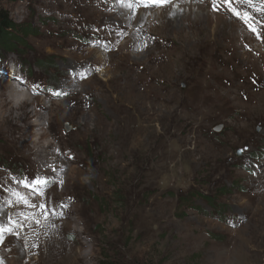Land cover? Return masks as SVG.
<instances>
[{
	"label": "rangeland",
	"instance_id": "1",
	"mask_svg": "<svg viewBox=\"0 0 264 264\" xmlns=\"http://www.w3.org/2000/svg\"><path fill=\"white\" fill-rule=\"evenodd\" d=\"M179 1L177 16L175 0H0L29 29L8 30L0 85L48 106L33 112L65 163L61 185L0 134V264H264V118L223 96L243 82L264 98L243 42L262 48L264 24ZM33 176L56 183L33 194L18 183Z\"/></svg>",
	"mask_w": 264,
	"mask_h": 264
},
{
	"label": "bare ground",
	"instance_id": "2",
	"mask_svg": "<svg viewBox=\"0 0 264 264\" xmlns=\"http://www.w3.org/2000/svg\"><path fill=\"white\" fill-rule=\"evenodd\" d=\"M169 2H170V0H169ZM175 2L177 3V8L174 9V14L179 15L182 12L181 2L179 0H175ZM92 5H93V8L96 10H98L97 8H101L99 5H96V4L95 5L92 4ZM253 5H254V7H246L245 5H242V6H244V9H250L251 8V10H248V11L251 14L257 15L259 17L260 21L264 24V7L259 3L258 0H253ZM197 7H198V10H200V9L202 10L200 5ZM131 12H133V9H131ZM200 12H202V11H200ZM133 13H135V10ZM171 15H173V12L171 13ZM175 15H173V16L175 17ZM191 15L192 14L190 13L189 15H187V17L185 16L187 18V21L189 22V24H193V22H195V20L193 22L189 21L191 19V17H190ZM195 17H198V15ZM166 18H165L164 23L166 24L167 28L169 26L172 27V24H173L172 21L169 19V17L167 19ZM171 19H173V18H171ZM255 20L258 21L257 19H255ZM235 23L237 25L240 24V22H238V19L235 20ZM234 26H235V24H234ZM246 29H248V27L245 28V26H243L242 30L244 32H246ZM231 30L236 36H240V38H241V36H242L241 34L243 33L241 30H240L241 34H240V31L234 27H231ZM232 32H231V34H232ZM241 39H243V38H241ZM244 40H243V42L244 43L246 42V46H247V48L244 50V52L247 55H249L247 57L252 62L250 68L254 69L255 71H257V70L258 71H264V51H263V49H264V41H263L264 38H260V42H263V43H258L261 45V47L263 49L260 47L257 49L256 48L254 49L252 47L250 48L248 41H246V39H244ZM258 58H260V60L262 61L261 67L258 66V64H257ZM222 59H224V58H222ZM245 59H246V57H245ZM214 66H216V65H214ZM231 75L229 77H231ZM261 83H262V81H261ZM19 85H20V83L14 81V80H11L8 84H4L2 82L0 85V134L2 135V137H5L10 142L14 143L15 146L20 151H22V152L26 151V155H31L34 159V163H36L38 166H42L46 169L53 170L54 173L52 176H54L57 179V182L59 184L63 178V175L61 174L63 171L61 172L60 170L65 168V163L62 161L61 157L58 156L57 153L54 151L55 149L53 147V144L51 142L45 141L46 135L44 132H42L45 122L47 121V123H50V121H51L50 116L48 119H46V116H44L43 114H41L39 112V111L42 112L43 110H47L48 106H46V104H44V102H38V104H36L35 99L33 97H31L30 95H28V93H24L22 91V87H20ZM62 87L65 88V85H62ZM226 88H227V85H226ZM70 90H71V87H70ZM72 92H75L73 90V88H72ZM225 93L226 94L223 96H225L228 101H230V102H233L235 100L238 101V103H236V105L234 104V106H235V110L237 112H239V113L241 112L240 114H243L245 112H250L251 114L257 113V114L261 115L259 117L264 118V98L260 95V91L255 89L252 85L246 84L243 82L239 83V84L234 83L232 88L231 89L229 88V90H227ZM228 101H227V103H228ZM230 102H229V104H230ZM230 106H231V104H230ZM36 108H38V110H39V111L37 110L38 113L33 112V110ZM49 109H50V107H49ZM51 115H52V113H51ZM231 115H233V114H231ZM41 139H42V141H41ZM49 174H51V173H49ZM64 181H65V179H64ZM60 184L62 185L63 183H60ZM15 214H17V213H15ZM18 218H19V216H18ZM0 221H1V219H0ZM2 222L4 223L5 219Z\"/></svg>",
	"mask_w": 264,
	"mask_h": 264
},
{
	"label": "snow or ice",
	"instance_id": "3",
	"mask_svg": "<svg viewBox=\"0 0 264 264\" xmlns=\"http://www.w3.org/2000/svg\"><path fill=\"white\" fill-rule=\"evenodd\" d=\"M169 2V0H135V3L137 6L143 5L145 7H148L149 5H163L165 3ZM213 10H219L222 6H227L228 10L233 13L238 18H242L245 20V23L248 24L250 30L253 32H256V27L253 25L256 24L255 18L250 14V12L247 9H243L238 6L242 5H253V0H211ZM261 3L264 4V0H261ZM129 8L133 7V2H129L126 5ZM57 95H61L63 93H56ZM18 183L23 184L25 187L30 188L33 191V194H40L43 195V190L46 189L50 183H56V181L51 180L48 176H33L32 178L24 177L21 180L18 181ZM62 183V181L60 182ZM14 195L17 196L18 202H24L28 203V200L21 196L19 192H15ZM41 208H44L45 205L41 204ZM52 214H56L53 212ZM49 213L45 212V216L47 217ZM62 215V213H61ZM39 223V221H37ZM14 222L12 221L11 217H9V223L7 225L0 224V240H2L3 235L8 232L11 233L13 231L12 225Z\"/></svg>",
	"mask_w": 264,
	"mask_h": 264
},
{
	"label": "trees",
	"instance_id": "4",
	"mask_svg": "<svg viewBox=\"0 0 264 264\" xmlns=\"http://www.w3.org/2000/svg\"><path fill=\"white\" fill-rule=\"evenodd\" d=\"M9 29H12L13 31L16 30L17 32H25L29 30L25 27L20 28V30L17 29L9 19L8 14L0 9V47L15 51V48L18 46L15 42L21 41V39L11 37L12 35L8 31Z\"/></svg>",
	"mask_w": 264,
	"mask_h": 264
}]
</instances>
